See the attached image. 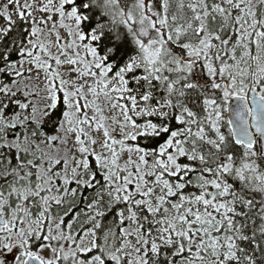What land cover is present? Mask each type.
Listing matches in <instances>:
<instances>
[{
    "label": "snow or ice",
    "instance_id": "snow-or-ice-1",
    "mask_svg": "<svg viewBox=\"0 0 264 264\" xmlns=\"http://www.w3.org/2000/svg\"><path fill=\"white\" fill-rule=\"evenodd\" d=\"M0 264H264V0H0Z\"/></svg>",
    "mask_w": 264,
    "mask_h": 264
}]
</instances>
